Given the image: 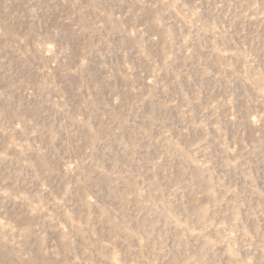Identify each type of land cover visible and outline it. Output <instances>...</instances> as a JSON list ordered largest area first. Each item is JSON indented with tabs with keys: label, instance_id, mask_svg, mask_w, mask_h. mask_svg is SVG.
I'll list each match as a JSON object with an SVG mask.
<instances>
[{
	"label": "rangeland",
	"instance_id": "obj_1",
	"mask_svg": "<svg viewBox=\"0 0 264 264\" xmlns=\"http://www.w3.org/2000/svg\"><path fill=\"white\" fill-rule=\"evenodd\" d=\"M0 264H264V0H0Z\"/></svg>",
	"mask_w": 264,
	"mask_h": 264
}]
</instances>
